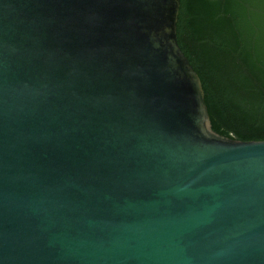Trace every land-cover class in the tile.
<instances>
[{"label":"water","instance_id":"1","mask_svg":"<svg viewBox=\"0 0 264 264\" xmlns=\"http://www.w3.org/2000/svg\"><path fill=\"white\" fill-rule=\"evenodd\" d=\"M180 0H0V264H264V141L210 113Z\"/></svg>","mask_w":264,"mask_h":264},{"label":"trees","instance_id":"2","mask_svg":"<svg viewBox=\"0 0 264 264\" xmlns=\"http://www.w3.org/2000/svg\"><path fill=\"white\" fill-rule=\"evenodd\" d=\"M176 37L214 120L264 141V0H180Z\"/></svg>","mask_w":264,"mask_h":264}]
</instances>
